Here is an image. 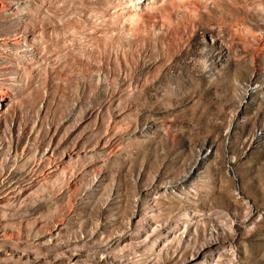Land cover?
Segmentation results:
<instances>
[{"label":"rangeland","instance_id":"rangeland-1","mask_svg":"<svg viewBox=\"0 0 264 264\" xmlns=\"http://www.w3.org/2000/svg\"><path fill=\"white\" fill-rule=\"evenodd\" d=\"M0 264H264V0H0Z\"/></svg>","mask_w":264,"mask_h":264},{"label":"bare ground","instance_id":"bare-ground-1","mask_svg":"<svg viewBox=\"0 0 264 264\" xmlns=\"http://www.w3.org/2000/svg\"><path fill=\"white\" fill-rule=\"evenodd\" d=\"M5 104L4 92L0 89V114L3 111V105Z\"/></svg>","mask_w":264,"mask_h":264}]
</instances>
